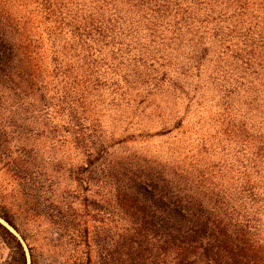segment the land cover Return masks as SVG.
I'll list each match as a JSON object with an SVG mask.
<instances>
[{"label": "trees", "instance_id": "16d2710c", "mask_svg": "<svg viewBox=\"0 0 264 264\" xmlns=\"http://www.w3.org/2000/svg\"><path fill=\"white\" fill-rule=\"evenodd\" d=\"M202 79L238 158L118 154L183 118L109 137L105 118L168 92L188 107ZM9 126L35 204L22 221L0 202V264H264V0H0V157ZM41 153L66 156L63 190Z\"/></svg>", "mask_w": 264, "mask_h": 264}, {"label": "rangeland", "instance_id": "374dc122", "mask_svg": "<svg viewBox=\"0 0 264 264\" xmlns=\"http://www.w3.org/2000/svg\"><path fill=\"white\" fill-rule=\"evenodd\" d=\"M200 85L206 86L200 91L194 100V103L188 107L183 100H178L176 93L168 92L167 94H157L148 100V109L144 114H139L137 119L131 122V126H123L121 116H110L104 119L105 126H102L107 137L110 132L131 128V130L147 128L149 130L160 129L164 127L166 130L171 126H175V122L183 118L181 128L176 132H172L169 136L162 139H151L149 141L138 142L134 145H123L118 149V154H149L155 157L164 156L170 153L172 149H180L183 147L194 148L204 143L206 149L211 146L208 156H204L209 163H218L220 161L230 163V161L238 158V149L235 147L236 139L233 134L235 130L230 126L222 124L223 117H226L228 111H221L219 97L215 91L208 86L204 79L199 82ZM183 98V97H182ZM221 108V109H220ZM220 113V114H219ZM219 114V116H218ZM119 115V113L117 114ZM11 133V139L7 146L8 153L0 157V202L15 212L22 221L30 219L31 210L34 209V195L32 185L18 181L13 173L14 166L11 162H15V126H9L7 129ZM232 130V133H231ZM230 132V134H229ZM39 149H41L39 147ZM36 166L40 167L47 174L42 178H51L54 185L63 190L68 186L64 171L51 170V163L61 161L60 166L65 162L66 156L56 154L55 160L50 161L49 154L41 153ZM50 161V162H49ZM39 169V171H40ZM42 171V172H43ZM41 172V171H40ZM41 178V180H42ZM19 184V185H18ZM25 218V220L23 219ZM45 223L41 225L40 231L45 228ZM26 250V249H25ZM7 251L0 244V258H4Z\"/></svg>", "mask_w": 264, "mask_h": 264}]
</instances>
